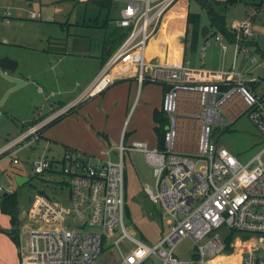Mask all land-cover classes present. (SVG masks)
Segmentation results:
<instances>
[{
  "label": "built area",
  "instance_id": "built-area-1",
  "mask_svg": "<svg viewBox=\"0 0 264 264\" xmlns=\"http://www.w3.org/2000/svg\"><path fill=\"white\" fill-rule=\"evenodd\" d=\"M113 1L123 2L114 24L126 29L127 35L102 64L92 85L75 101L28 126L1 147L0 159L13 156L26 142L38 140L48 123L102 93L117 75L132 72L138 83L168 85L161 104L168 118L163 147L150 149L142 141L126 143L123 130L115 149H108L105 157H95V162L72 150H66L60 161L47 157L33 161L31 168L36 175L61 174L60 185L67 193L65 201L52 200L44 192L34 193L20 227L19 264H264V93L248 87L259 79L249 76L243 80L241 73L196 69L182 63L148 62L147 44L178 0ZM11 7L0 0L1 22L11 21ZM38 17L36 11L27 12V18ZM232 30L238 39L250 41L251 19L235 22ZM219 44L223 50L227 48L225 43ZM181 91L200 97L202 126L193 154L174 150L176 100ZM232 95L242 100L244 113L263 142L244 162L217 145L227 125L218 108ZM137 151L145 154L155 179V192L145 188L160 209L161 236L153 245L136 239L124 224L123 155ZM112 153L117 159L111 158ZM11 161L19 164L14 157ZM57 165H61L60 171ZM4 192L12 189L0 185V196ZM243 234L250 238L242 239ZM186 238L195 250L182 260L175 249ZM111 251L116 253L115 261Z\"/></svg>",
  "mask_w": 264,
  "mask_h": 264
},
{
  "label": "rangeland",
  "instance_id": "rangeland-1",
  "mask_svg": "<svg viewBox=\"0 0 264 264\" xmlns=\"http://www.w3.org/2000/svg\"><path fill=\"white\" fill-rule=\"evenodd\" d=\"M5 1V0H4ZM264 1V0H263ZM11 5L10 8L12 19L10 22L0 21V57H8L18 63L15 72H8L5 75L4 70L0 68V147L8 140H12L21 130L22 124H27L37 118L38 113H44L43 106L54 105L61 99L59 89L56 87L45 88L43 94H35L33 89L24 88V93L21 95L20 87L23 84L25 75L23 69L26 64H30L32 60H36L37 56L34 51H41L42 48L52 47L53 41H48V36H56L57 48L51 50L49 55L51 61L45 63L48 68V74L52 77L57 70L64 69L71 65V62L78 56H67L65 52H75L80 49L87 48V45L92 46V52L98 46V35L102 34L101 28L106 25L112 26L111 21L105 22L106 15L97 13L98 8L91 3H85V0H6ZM260 0H255L259 4ZM114 10L111 17H119L118 9L123 7L121 1L115 2ZM254 0H241L235 5L230 6L226 12L227 26L232 29L235 22L239 21V16L244 15V10L251 7V11L246 18L251 19L252 31L257 36L258 47L264 50V9L256 11L257 5L252 6ZM31 4L29 7L28 5ZM29 10L36 11L40 17L36 19L27 18ZM189 12L199 15L200 22L205 25L208 21L206 10L200 6L197 1H189ZM97 13V14H96ZM20 14L21 17L17 15ZM246 14V13H245ZM60 23L67 22L66 30H61L58 24H48V22ZM190 37V27L187 28V40ZM73 38L75 44L69 40ZM213 37L209 34L206 40H199L196 49L191 50L190 42L186 43L185 58H193V63L196 66H207V62L218 63L220 60L216 57L218 51ZM230 53L233 45H229ZM204 50V51H202ZM95 51V50H94ZM61 52L62 55H58ZM89 52V51H87ZM193 52V53H192ZM56 53V54H55ZM232 55V54H231ZM61 56L62 61L57 63V59ZM259 55L255 52V47L250 48L249 54L245 57L237 56L234 67L239 69L243 66L245 75L243 79L252 76L259 79L257 92L264 93V64L260 62ZM231 62V56L228 58V64ZM57 63V64H56ZM203 64V65H202ZM247 71V72H246ZM24 77V78H23ZM32 80V79H31ZM225 103H229L234 109H240L242 100L238 96L232 95ZM55 104L54 106H57ZM188 111L198 112L199 105L196 97L190 96L186 100ZM43 108L40 111V108ZM222 107L218 111L224 119L226 114L222 112ZM129 127L136 129L137 134L134 137L142 135L149 141V147L152 146L153 137L150 132L148 120L139 115L137 110L129 113L127 117ZM214 126V125H213ZM199 122L195 118L189 119L184 123V128L179 130L182 132V137L186 142L193 143L198 136ZM129 132V131H128ZM216 133L214 127L211 135V141L214 142ZM141 139V138H140ZM258 143L255 145V143ZM217 145L222 146L235 153L236 157L241 161H246L254 155L263 145L262 139L254 125L250 122L247 114H243L236 126L230 125L225 127L217 138ZM256 146V149L252 151ZM60 145L49 144L43 138L24 143L12 155H7L0 159V184L11 187L16 190L18 208L20 211L19 226L22 224L26 209L31 202L34 193L39 190L44 192V195L52 200L65 201L67 189L60 185L63 179L59 173L46 172L42 175L34 174L31 168L32 161L47 157L50 159L61 160L64 152ZM89 156V155H88ZM16 158L19 164L12 163V158ZM92 162H95V157L89 156ZM111 158L117 159L114 153ZM124 163V181H125V208L124 224L128 230L133 232L136 239H142L145 243L153 245L161 236V224L159 220L160 209L159 205L153 203L145 193V188L155 192V179L153 177V168L148 163L146 156L141 151H137L134 155L125 152L123 155ZM61 165H57L56 170L60 171ZM17 175L24 176L30 179V182H25L22 185H17L15 177ZM4 224L0 220V226ZM250 235H241L242 239H248ZM123 246V244H121ZM10 249L6 248L8 252ZM193 242L189 239L182 240L175 249V254L179 259L187 260L194 252ZM19 252V248H18ZM112 260L117 259L114 251L110 252ZM5 254L0 256V261H3Z\"/></svg>",
  "mask_w": 264,
  "mask_h": 264
},
{
  "label": "crops",
  "instance_id": "crops-1",
  "mask_svg": "<svg viewBox=\"0 0 264 264\" xmlns=\"http://www.w3.org/2000/svg\"><path fill=\"white\" fill-rule=\"evenodd\" d=\"M189 1L190 0H178L173 5V7L163 16L156 34L149 40L147 44L145 57L146 60L154 64L158 63L169 65L174 63H182L192 68L205 69L209 71H233L235 73H241L243 79L245 75L243 66H240L239 69H236V67H234L235 59L237 58V56L245 57L246 54H249L250 48L254 46L247 43L243 44V46L239 45V47H236L235 43H228L219 34L213 35L214 30L209 27L208 21L205 23V25L209 27V32L204 39L200 38L199 33V40L201 39L205 41L207 36L211 34V37H213V41L218 48V51L216 52V57L220 60V62L215 64L212 62H207V66H196L193 63V58H185V36L187 29L186 20L187 14L189 12ZM2 2L4 4H8L6 0H2ZM252 4V6H256V4L258 3H255L254 0V3ZM115 5L116 3L114 2V6ZM28 6L30 7L31 4H29ZM257 7L258 8L255 9L256 11H263L264 1L260 0ZM120 9L117 10L118 13L120 12ZM250 11L251 7L248 6V9L244 10V15L239 16V20L246 18L247 14ZM17 16L21 17L20 14H18ZM118 18L119 17L117 15L116 18L113 17L112 19L116 21ZM52 22L50 21L48 22V24L54 25V23ZM202 24L203 23L200 22V27L202 26ZM102 36V34L98 35L99 44L95 49H93L92 52L90 51L92 47L90 45H87V48L80 49L75 52L73 51L69 53L66 51L65 54L67 56L75 55L78 56L75 57L77 59H74V61L71 62L70 66H67L64 69L58 71L56 70L52 77L49 76L47 70L48 68L45 66V63L51 61V58H49L51 57L49 55L50 53H48L51 51H48V45L42 48L41 51H34L39 52L36 53L37 59L34 61L32 60L30 64L25 65L23 69L25 79H22L23 84L25 85H22L18 92H21L22 95L24 93V88L26 87L33 89L35 94L41 95L44 93V89L41 86H44L46 89L53 86L59 89V95L61 99L58 101V103H55L58 104L57 106H54L55 104L43 106L44 109L47 111L42 114L41 112L38 113L37 118H34L31 121H27V124L23 123L21 130L17 136H19L22 131H24L28 126H30V123H36L39 120L45 119L54 112H56L62 106H65L75 101L88 87L92 85V83L98 76L102 66V64L100 63ZM216 37H218L219 39L217 40ZM57 39L60 38L56 36H48L47 40L53 41V46L50 48L51 50L57 48ZM69 41L75 44V40L73 38H71ZM220 42L226 44L227 48L225 50L221 48L219 44ZM252 42L257 45V36L254 32L251 38V43ZM229 45H233L231 53L229 51ZM258 48L263 50L260 47ZM194 51L195 50H193V52ZM58 53H60L58 55L63 54L61 52ZM230 56L231 62L228 64V58ZM61 61L62 58L60 56L57 59V63H60ZM260 62L263 61L260 60ZM4 72L5 75H7L9 71L4 70ZM233 80L234 79H232L231 81ZM167 87L168 85L164 83L148 81H145L144 83H138L136 81L134 72L127 75H117L113 80L112 84L106 90H104L99 95L91 97L76 105L68 113L64 114V116L60 118L57 122L44 129L40 133L39 138H43L49 144L62 146L64 150L63 152H65L66 150H72L93 157H105L108 149L113 150L119 144L122 131L124 130V141L126 143H129L131 141H142L146 143V145L149 147V141L145 138H142V135L141 137L138 135L137 137H134V135L137 134L136 129L133 127H129V121H127V117L133 109V111L137 110L139 112V115L141 117H144V119L148 120V122L150 123L149 127L152 129L150 134L153 137L154 143L149 148L151 149L157 147V137L154 133V126L157 124L153 122V112L155 110H161L163 94L167 90ZM257 88L258 84L256 89ZM190 96L196 97V100L199 105L198 112L188 111L186 100ZM241 105L242 106L240 109H234L231 105H229V103H222L221 106L223 107L221 111L226 114V117L223 119L227 123L226 127L230 125L236 126L239 119L244 114L245 107L243 102L241 103ZM42 109L43 108L41 107L40 111H42ZM200 111L201 105L199 94L184 91L178 93L175 112V152L193 154L197 151L198 136L202 126V119L199 117ZM191 118H195L199 122L198 136L193 143L186 142L182 137V132H179V130L184 128V123ZM17 136H15L14 138H16ZM9 141L7 140L3 144V146ZM257 144L258 143L256 142L255 145ZM255 149L256 146L254 149H252V151ZM231 153L235 155V153ZM1 186L6 189H12L11 187H7L4 185ZM30 204L31 203H29V205ZM0 220L4 222V224L0 226V229L7 230L10 228V221L8 215L0 212ZM21 225L19 226V231ZM20 236L21 232L19 233V240ZM6 248H9L10 250L7 252ZM3 254H5V258H2L3 261H0V264H19L18 248L14 245V243L10 240L7 235L0 232V256L2 257Z\"/></svg>",
  "mask_w": 264,
  "mask_h": 264
},
{
  "label": "trees",
  "instance_id": "trees-1",
  "mask_svg": "<svg viewBox=\"0 0 264 264\" xmlns=\"http://www.w3.org/2000/svg\"><path fill=\"white\" fill-rule=\"evenodd\" d=\"M197 3L204 7L206 10V14L208 17L209 27L214 30L213 35L219 34L222 36L228 43H236L238 42L240 45L250 44L255 47V52L260 56L262 61L264 62V51L259 49L255 43H251L250 41H245L244 39H238L237 33L230 29L227 26L226 22V12L227 9L240 2L241 0H196ZM85 3H91L92 5L98 8L97 13H104V17L106 15L105 22L109 23L111 21L112 26L108 27L104 25L102 30V39H101V54H100V63L104 64L105 61L110 57V55L115 51V49L120 45L123 39L127 35V30L124 28H120L114 24V21L111 17L112 12L114 10V1L113 0H86ZM96 13V14H97ZM55 23V22H52ZM187 28L190 27V37L187 40V29L185 36V43L190 42L191 50L196 49V45L199 40V29H200V18L196 13L188 12L187 14ZM58 24L61 30H66L68 27L67 22L55 23ZM51 47H48V51H51ZM264 80V78H263ZM259 82V81H258ZM257 83L249 84L248 87L252 90H255L257 87ZM222 89H226L225 87H221ZM264 96V94H263ZM64 116V115H63ZM60 116L50 123H48L43 129H46L48 126L57 122ZM153 122L157 125L154 126V133L157 137V147H163V135L165 131V127L168 125V118L161 110H155L153 112ZM31 125L35 124L34 122L30 123ZM30 182L28 179L27 183ZM17 191L13 190L11 193H8L6 196H1L0 198V212L9 216L10 228L7 230L0 229V232L7 235L10 240L14 243V245L19 247V208H18V200H17ZM33 197L31 198L32 201ZM31 203V202H30ZM126 212V208H125ZM196 264V263H193Z\"/></svg>",
  "mask_w": 264,
  "mask_h": 264
},
{
  "label": "water",
  "instance_id": "water-1",
  "mask_svg": "<svg viewBox=\"0 0 264 264\" xmlns=\"http://www.w3.org/2000/svg\"><path fill=\"white\" fill-rule=\"evenodd\" d=\"M208 32H209V27L206 25H202L200 27V30H199L200 38L204 39L205 36L208 34ZM17 64L18 63L16 61H14L8 57H0V68L4 69L6 71H9V72L15 71ZM27 181H28V178H26V177H23V176L15 177V182L18 186L24 184ZM38 193L42 194L43 191L39 190ZM7 194H8L7 192H4L2 194V196H6Z\"/></svg>",
  "mask_w": 264,
  "mask_h": 264
}]
</instances>
